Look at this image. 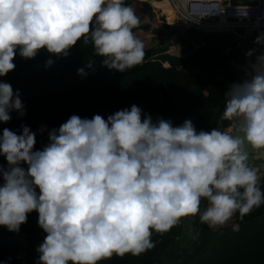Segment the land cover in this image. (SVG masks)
<instances>
[{"label":"clouds","instance_id":"obj_1","mask_svg":"<svg viewBox=\"0 0 264 264\" xmlns=\"http://www.w3.org/2000/svg\"><path fill=\"white\" fill-rule=\"evenodd\" d=\"M140 23L125 0H0V77L15 69L17 53L67 57L78 42L93 46L101 66L125 72L145 59L134 31ZM224 96L226 130L197 131L190 119L154 122L136 105L107 119L72 115L42 150L28 126L22 134L4 128L0 226L18 234L35 211L46 233L37 264H99L146 253L154 232L188 217L214 230L237 213L243 219L264 205V166L255 164L264 159V54ZM14 111L26 114L20 93L0 81V123Z\"/></svg>","mask_w":264,"mask_h":264},{"label":"trees","instance_id":"obj_2","mask_svg":"<svg viewBox=\"0 0 264 264\" xmlns=\"http://www.w3.org/2000/svg\"><path fill=\"white\" fill-rule=\"evenodd\" d=\"M125 4L135 10L141 21L134 31L145 45L143 64L125 72L109 70L101 66L102 58L95 55L93 46L82 42L67 57L41 50L35 58L24 59L17 53L15 69L0 77V81L19 91L26 114L12 112L10 122L0 123V135L4 128L22 134L21 126L26 125L36 133V150H42L49 143V132L58 129L72 115L91 119L99 114L107 119L132 105L141 108L154 122L163 118L179 126L190 119L197 131L217 127L224 130L227 124L220 125L224 94L230 84L237 82L230 60L238 52L239 39L230 32H200L188 26L168 24L164 18L152 19L151 7L145 1L125 0ZM166 15L171 20L173 12ZM153 35H168L173 37L174 44L189 49L178 55L151 46ZM216 56H221V69L217 73L204 76L184 69ZM49 59L53 61L51 65ZM81 68L84 75L78 73ZM152 93L159 94L161 102L151 104ZM0 165L8 166L2 155ZM45 236L35 211L28 215L18 234L0 226V264H37L36 249ZM177 236V226L165 234L154 232L153 249L140 256H113L99 264H264V205L243 219L237 214L219 229L201 224L196 247L180 261H174L168 253Z\"/></svg>","mask_w":264,"mask_h":264},{"label":"built area","instance_id":"obj_3","mask_svg":"<svg viewBox=\"0 0 264 264\" xmlns=\"http://www.w3.org/2000/svg\"><path fill=\"white\" fill-rule=\"evenodd\" d=\"M151 7L152 18H164L168 24L191 27L200 32H230L240 41L241 74L237 82L244 78V69L249 60L264 54V47L256 43V38L264 33V0H139ZM160 3V5H158ZM169 6L173 11L170 20L163 10ZM238 32V35L234 33ZM243 33V34H241ZM255 50L249 58L247 53ZM226 130V129H225Z\"/></svg>","mask_w":264,"mask_h":264},{"label":"rangeland","instance_id":"obj_4","mask_svg":"<svg viewBox=\"0 0 264 264\" xmlns=\"http://www.w3.org/2000/svg\"><path fill=\"white\" fill-rule=\"evenodd\" d=\"M152 17L153 15H150V18ZM152 19H156V18L154 17ZM172 38L173 37H169L168 35H153L149 43L151 46L165 48L167 49V51H170L172 54H178V55L181 54L182 51H184V49L186 50L189 49V47L184 48V45L174 44ZM262 47H264V44H261L260 48H254V49L261 50ZM237 51L238 52H236V54L231 55L230 66L233 69V73L240 76L242 75L240 70L242 56L238 48ZM220 63H221V56H216L205 59L202 62L187 65L184 67V69L187 71H197L202 75L207 76L219 72L221 69ZM149 102L151 104L159 103L161 102V96L157 93H152L149 96ZM226 124L227 122L221 118L220 125H226ZM226 127L224 128V130L226 129ZM256 165L263 166L264 160H258L256 162ZM206 206H207V201H203L201 204V210H203ZM229 222H231V220ZM200 225L201 223L199 221V216H196V217H188L183 219L181 224L177 226L178 236L173 240V242L170 244L168 248V253L173 258L174 261L182 260L190 251H192L196 247L198 243Z\"/></svg>","mask_w":264,"mask_h":264},{"label":"bare ground","instance_id":"obj_5","mask_svg":"<svg viewBox=\"0 0 264 264\" xmlns=\"http://www.w3.org/2000/svg\"><path fill=\"white\" fill-rule=\"evenodd\" d=\"M158 5H160V3ZM163 10H164L165 13H168V12L172 11L169 6H163Z\"/></svg>","mask_w":264,"mask_h":264},{"label":"water","instance_id":"obj_6","mask_svg":"<svg viewBox=\"0 0 264 264\" xmlns=\"http://www.w3.org/2000/svg\"><path fill=\"white\" fill-rule=\"evenodd\" d=\"M127 1H131V0H127ZM234 33H235L236 35H238V32H237V31H234ZM259 160H264V159H259ZM257 161H258V160H257ZM257 161H255V164H256Z\"/></svg>","mask_w":264,"mask_h":264}]
</instances>
